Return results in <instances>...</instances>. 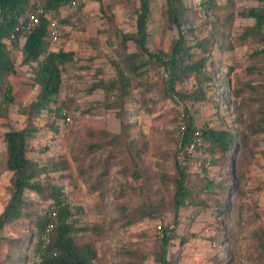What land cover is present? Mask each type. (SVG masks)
Returning <instances> with one entry per match:
<instances>
[{"label": "rangeland", "instance_id": "obj_1", "mask_svg": "<svg viewBox=\"0 0 264 264\" xmlns=\"http://www.w3.org/2000/svg\"><path fill=\"white\" fill-rule=\"evenodd\" d=\"M184 2L193 10L185 36L192 42L217 32L209 70L215 73L219 84L221 78L226 77L231 82V90H242L244 94L219 107L214 103L216 99L206 102L174 100L165 96L168 73L157 71L141 81H133V95L121 113L119 109H108V104L117 99L92 87L101 78H115L114 62L118 59L120 42L125 34L136 30L139 2L78 0L75 4H67L55 15L61 37L58 42H50V49L76 54V60L64 69L58 97L59 103L69 104L65 110L70 120H61L46 111L38 117L20 112L19 105L30 103L39 93L33 74L26 67L5 80V84L13 87L16 104L10 108L8 117H0V213L9 198L11 178V173L3 167V135L31 124L39 131L30 142L35 150L30 157L41 162L57 160L70 164L67 171L55 177L63 173L64 178L58 179L61 181L58 183L64 186L73 210L82 209L81 225L93 228L77 238L80 243L93 242L96 246L98 259L93 264H128L132 259L127 254L133 251L143 253L144 264H156L153 253L164 226L176 228L177 238L168 254L172 264H253L251 230L262 223L255 215L264 219V124L257 126V135L251 134L247 127L258 124L263 115L264 52L261 50L264 45L239 39L252 24L251 20L240 17L239 12L260 4L248 0ZM164 3V0H151L149 47L168 52L178 31L168 28ZM130 49L134 50V46ZM14 56H18L20 64L19 54ZM196 87L193 78L176 84L180 93L193 92ZM145 88L152 89L141 96ZM143 102L146 107L154 108V112L147 113ZM76 110L85 112L76 113ZM189 119L199 127L208 124L217 130L233 131L243 141L232 155L224 154L213 162L202 163L209 160V155L192 149L193 160H184L192 179L200 180L207 175L218 186L207 193H195L196 200L201 202L198 205L188 203L176 209L171 179L176 174L174 161L183 159L179 153L180 128ZM122 120L133 125L132 138L142 137L148 142L149 151L144 162L133 163L127 148L110 143V136L104 135V132L120 134ZM51 124L57 125L58 131L52 129ZM103 168L108 169V179L101 190L96 191L80 171L86 169L93 173L92 176H99ZM137 169L152 178L147 189L142 186L143 179L133 177ZM219 185L229 186L230 197L228 193L226 197L221 195ZM25 196L38 200L29 191ZM220 199L229 205L235 228L232 237H229V221L214 211ZM148 202L159 205V216L127 225L124 214H133ZM121 208L126 211L122 213ZM3 236L27 237L25 229L17 226L6 227ZM218 238L221 239L215 243ZM36 241L34 238L28 250L17 253L29 258L27 262L20 261L22 264L40 262L39 255L34 256L33 243ZM8 249L2 247L4 252Z\"/></svg>", "mask_w": 264, "mask_h": 264}, {"label": "trees", "instance_id": "obj_2", "mask_svg": "<svg viewBox=\"0 0 264 264\" xmlns=\"http://www.w3.org/2000/svg\"><path fill=\"white\" fill-rule=\"evenodd\" d=\"M101 2L102 0H94ZM139 7L136 15V30L125 34L120 42L118 59L114 62L116 76L106 80L101 78L92 87L93 90L102 89L108 95L114 96L117 100L108 104V109H119L121 113L126 101L133 95V81H141L144 76L157 71L168 73L169 85L166 86L165 96L182 102H206L215 100L216 107L221 103L229 104L234 99L244 94L242 90H231V82L223 77L216 78L215 73L209 70L211 49L216 42L217 32H211L208 38L193 40L190 42L185 36V29L189 23V15L193 10L186 6L184 0H164V16L167 26L171 30L178 31L168 52L162 50L154 51L149 47V22L152 15L151 0H137ZM258 2L260 5L251 7L239 12V16L252 21V24L239 36L243 41H255L264 45V0H248ZM78 0H0V117H8L10 108L16 104V97L13 94V87L5 84L9 77L16 76L19 71L29 70L34 77V85L39 88L35 100L26 105H19L20 112L31 117H38L43 111L55 114L61 120H66L68 112L65 107L68 103H59L58 97L63 82V72L67 65L76 60L73 51H53L50 49L49 24L50 20H56L55 15L67 4H75ZM43 9L40 15V23L28 30L29 15L36 12L38 8ZM50 14V18L45 16ZM131 45L134 50H131ZM264 52V49L261 50ZM19 54L21 60L17 63ZM260 53V52H259ZM258 55V54H257ZM231 70V68H230ZM193 78L197 87L193 92L180 93L176 90V84L183 80ZM140 87L143 86L139 83ZM152 88H145L140 92L143 96ZM92 90V91H93ZM214 90L213 92H211ZM231 90V91H230ZM234 98V99H233ZM153 101V100H152ZM147 113H153L154 108L145 105ZM85 112L76 110V113ZM259 123L248 125V130L257 135V126L264 124V109ZM121 117V114H119ZM133 125L122 120V131L120 134H108L110 143L121 144L127 148L135 164L144 162L149 151L147 141L140 138H132L131 128ZM51 128L58 131L55 124ZM39 128L34 125H27L19 130H9L3 135L5 143V158L3 167L11 173L9 198L0 213V264H20L27 262L28 256H20L17 253L31 245L34 238H37L34 245V256L39 255L41 261L38 264H93L98 259V252L93 242L78 241L80 234L93 230L89 226L81 225L80 215L82 209L73 210L68 200L64 186L60 180L64 178L55 177L59 172H65L70 164L67 161L47 160L41 162L30 157L35 150L30 142L36 137ZM199 132V137L195 133ZM243 141L242 137L230 130H217L204 124L201 127L189 119L180 128L179 153L183 155L180 161H174L175 176L171 179L174 188V207L189 204L198 205L201 202L196 200L195 193L209 192L214 186L207 175L202 179L195 180L190 176L184 160L192 159L193 150L209 155V160L202 163L213 162L224 154L232 155L237 146ZM221 164V163H219ZM80 175L86 177L93 189L100 191L107 181L108 169L103 168L99 176H92L88 170L82 169ZM137 180L143 179L142 186L147 189L152 178L143 175L138 169L133 173ZM60 179V180H58ZM222 196L228 193L229 186L219 185ZM201 191L198 192L197 189ZM35 194L38 200L33 201L26 198V192ZM159 205L152 202L143 204L133 214H124L127 225H132L145 218L159 216ZM225 207V210L222 208ZM121 208V212H125ZM215 214H221L223 220L229 221L230 235L234 233V222L230 219L229 205L220 199L217 201ZM241 215V213L239 214ZM264 219L261 215H255ZM242 217V216H239ZM259 224L251 230V246L253 249L250 257L253 264H264V224ZM23 227L27 235L24 238H11L3 236L6 227ZM50 227V230H48ZM47 233L49 241L46 243L43 236ZM177 238L175 226L162 227L161 234L157 240L156 250L153 253L156 264H172L168 259L169 248ZM221 238H218L220 240ZM6 246L8 251H2ZM132 259L128 264H144L145 258L139 251L128 252ZM22 264V263H21ZM24 264V263H23ZM224 264V263H223Z\"/></svg>", "mask_w": 264, "mask_h": 264}, {"label": "built area", "instance_id": "obj_3", "mask_svg": "<svg viewBox=\"0 0 264 264\" xmlns=\"http://www.w3.org/2000/svg\"><path fill=\"white\" fill-rule=\"evenodd\" d=\"M37 3L39 4L40 0H36ZM43 13V9L41 7L38 8V10L36 12H32L29 15V22L27 24V28L28 30H31L32 28H34L35 26H37L40 23V15ZM45 16L47 18H50V14L45 13ZM51 19V18H50ZM61 37V32L59 29V26L57 24V22L55 20H50V24H49V41L50 42H58V40ZM67 121L70 120V116L67 115L66 118ZM196 137H199L200 133L196 132L195 133ZM191 148H194V144L191 145ZM50 230V227L49 229ZM43 240L47 243L49 241V236L47 235V233H45V235L43 236ZM39 261H41V257L39 256Z\"/></svg>", "mask_w": 264, "mask_h": 264}]
</instances>
